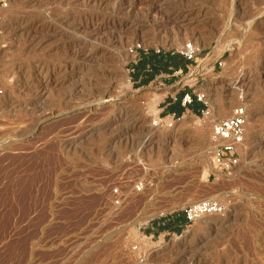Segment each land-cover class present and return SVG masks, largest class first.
I'll return each instance as SVG.
<instances>
[{
    "label": "rangeland",
    "instance_id": "374dc122",
    "mask_svg": "<svg viewBox=\"0 0 264 264\" xmlns=\"http://www.w3.org/2000/svg\"><path fill=\"white\" fill-rule=\"evenodd\" d=\"M7 1L0 264H264V0ZM187 45L195 56L186 74L135 87L132 49ZM189 90L212 116H163L166 101ZM240 105L246 142L219 180L207 171L212 121ZM203 199L222 212L181 233L145 234Z\"/></svg>",
    "mask_w": 264,
    "mask_h": 264
},
{
    "label": "built area",
    "instance_id": "2783aa9c",
    "mask_svg": "<svg viewBox=\"0 0 264 264\" xmlns=\"http://www.w3.org/2000/svg\"><path fill=\"white\" fill-rule=\"evenodd\" d=\"M8 7L7 0H0V10ZM137 53V49H132L131 54ZM159 53L160 51H156ZM187 59L193 60L195 49L191 45H187L184 52L181 53ZM205 96H198L197 101L203 103L206 108L201 115L211 117V110L204 101ZM176 101V98L173 99ZM192 103V97L186 94L182 99V105L186 106ZM176 116L172 114L171 122ZM246 125H247V110L240 105L234 107L229 116L224 119H216L212 122L210 143L212 145V166L217 174L229 175L236 170L242 155L243 146L246 142ZM172 127V125H171ZM214 177L216 174L213 173ZM147 187L146 180H139L135 183L137 192H143ZM118 196V192H115ZM117 205L120 200H117ZM223 210L222 203L219 200H203L185 207L181 211L173 214L182 213L187 221L184 228L194 224L203 217L217 215Z\"/></svg>",
    "mask_w": 264,
    "mask_h": 264
},
{
    "label": "trees",
    "instance_id": "16d2710c",
    "mask_svg": "<svg viewBox=\"0 0 264 264\" xmlns=\"http://www.w3.org/2000/svg\"><path fill=\"white\" fill-rule=\"evenodd\" d=\"M139 58L135 64L130 65L132 69V80L136 84V88L146 86L155 80L161 74H168L173 76L175 73L181 71L186 74L190 66L194 65V60L187 59L181 53L160 51L157 53L154 50L147 52L138 51ZM189 94L192 97V103L186 106L182 105L183 97ZM166 106L163 116L174 114L177 118H180L184 112L188 109L197 116H200L206 106L197 101V97L189 90L181 93L176 101L169 98L166 101ZM159 224L158 229L161 231H169L175 233H181L183 226L187 221L184 214L178 213L170 215L161 221L155 222ZM148 234V233H146Z\"/></svg>",
    "mask_w": 264,
    "mask_h": 264
},
{
    "label": "bare ground",
    "instance_id": "6f19581e",
    "mask_svg": "<svg viewBox=\"0 0 264 264\" xmlns=\"http://www.w3.org/2000/svg\"><path fill=\"white\" fill-rule=\"evenodd\" d=\"M223 49H224V47L223 46H221L220 47V45H219V47L218 48H216L215 49V51L213 52V54L212 55H210L207 59H206V61H204V63L206 64V63H208L209 61H212V59L214 60L215 58H217L218 56H220L221 55V53L223 52ZM207 65V64H206ZM208 66V65H207ZM206 66H204V64H203V66L199 69V72H204L205 70H206ZM65 106V105H64ZM213 122V121H212ZM210 131H211V129H210ZM51 147V146H50ZM209 149H210V154L212 155V145L210 144V147H209ZM202 157V156H201ZM203 161H205V158L204 157H202L201 158ZM28 168V167H27ZM207 171H211L212 173H215L217 176H218V178H219V180L221 179V180H225V175L224 174H217L214 170H213V166L211 165V164H209L208 166H207ZM41 173V172H40ZM52 174V173H51ZM32 179V178H31ZM13 190V189H12ZM21 192V191H20ZM40 198V197H39ZM203 200H212V199H203ZM203 200H201V201H203ZM199 202V201H198ZM48 203V202H47ZM195 203H197V202H195ZM194 204V203H193ZM148 206H151V204L150 203H148L147 204ZM180 205H173L172 207H170V208H168V209H163L162 211H151V212H145V213H142L139 217H137L133 222H135V223H143V222H146L147 220H149V219H151V218H153V217H155L157 214H162V215H164L163 213H168V212H170L171 210H173L174 208H176V207H179ZM147 207V206H146ZM89 208V207H88ZM80 214V213H79Z\"/></svg>",
    "mask_w": 264,
    "mask_h": 264
},
{
    "label": "crops",
    "instance_id": "0c3cea01",
    "mask_svg": "<svg viewBox=\"0 0 264 264\" xmlns=\"http://www.w3.org/2000/svg\"><path fill=\"white\" fill-rule=\"evenodd\" d=\"M166 107V106H165ZM159 224L153 223V225L151 227H149V229H147V231H145V234L148 233L147 235H155V228H158ZM185 227V225L183 226V228Z\"/></svg>",
    "mask_w": 264,
    "mask_h": 264
}]
</instances>
